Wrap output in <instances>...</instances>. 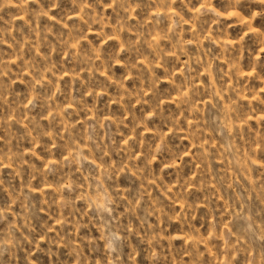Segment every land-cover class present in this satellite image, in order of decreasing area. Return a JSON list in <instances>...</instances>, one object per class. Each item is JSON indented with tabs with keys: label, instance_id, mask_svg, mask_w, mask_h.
Instances as JSON below:
<instances>
[{
	"label": "rangeland",
	"instance_id": "1",
	"mask_svg": "<svg viewBox=\"0 0 264 264\" xmlns=\"http://www.w3.org/2000/svg\"><path fill=\"white\" fill-rule=\"evenodd\" d=\"M0 264H264V0H0Z\"/></svg>",
	"mask_w": 264,
	"mask_h": 264
},
{
	"label": "clouds",
	"instance_id": "2",
	"mask_svg": "<svg viewBox=\"0 0 264 264\" xmlns=\"http://www.w3.org/2000/svg\"><path fill=\"white\" fill-rule=\"evenodd\" d=\"M118 238V237H117ZM109 248H112V243L111 242H109Z\"/></svg>",
	"mask_w": 264,
	"mask_h": 264
}]
</instances>
